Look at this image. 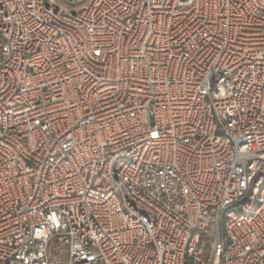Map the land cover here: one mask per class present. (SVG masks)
I'll return each mask as SVG.
<instances>
[{"label": "built area", "instance_id": "obj_1", "mask_svg": "<svg viewBox=\"0 0 264 264\" xmlns=\"http://www.w3.org/2000/svg\"><path fill=\"white\" fill-rule=\"evenodd\" d=\"M0 264H264V0H0Z\"/></svg>", "mask_w": 264, "mask_h": 264}]
</instances>
